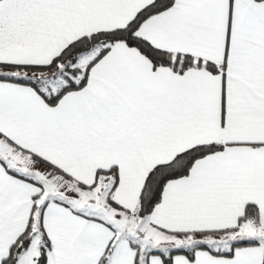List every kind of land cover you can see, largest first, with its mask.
<instances>
[{
	"label": "snow or ice",
	"instance_id": "obj_1",
	"mask_svg": "<svg viewBox=\"0 0 264 264\" xmlns=\"http://www.w3.org/2000/svg\"><path fill=\"white\" fill-rule=\"evenodd\" d=\"M0 264H264V0H0Z\"/></svg>",
	"mask_w": 264,
	"mask_h": 264
}]
</instances>
